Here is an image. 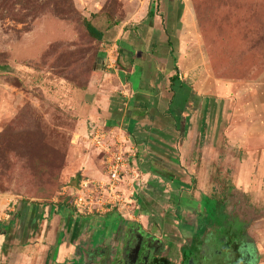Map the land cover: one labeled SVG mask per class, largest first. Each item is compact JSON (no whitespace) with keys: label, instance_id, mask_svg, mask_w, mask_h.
<instances>
[{"label":"rangeland","instance_id":"rangeland-1","mask_svg":"<svg viewBox=\"0 0 264 264\" xmlns=\"http://www.w3.org/2000/svg\"><path fill=\"white\" fill-rule=\"evenodd\" d=\"M217 81L235 89L205 98ZM251 91H264V0H0V226L48 222L73 249L116 214L176 250L213 219L206 198L264 238V168L241 167L224 134ZM131 108L148 115L127 121ZM121 149L120 203L77 214L76 187L105 184Z\"/></svg>","mask_w":264,"mask_h":264},{"label":"flooded vegetation","instance_id":"flooded-vegetation-1","mask_svg":"<svg viewBox=\"0 0 264 264\" xmlns=\"http://www.w3.org/2000/svg\"><path fill=\"white\" fill-rule=\"evenodd\" d=\"M225 217L207 215L189 224L184 244L175 250L158 230L108 215L105 222L103 218L92 225L84 244H77V264H252L261 253L248 226L242 219Z\"/></svg>","mask_w":264,"mask_h":264},{"label":"crops","instance_id":"crops-1","mask_svg":"<svg viewBox=\"0 0 264 264\" xmlns=\"http://www.w3.org/2000/svg\"><path fill=\"white\" fill-rule=\"evenodd\" d=\"M212 86H209L210 89H208L209 87L202 89L205 98L214 95L215 98L225 99L232 93V89H235L234 86H229L224 81H217ZM250 94V97L245 96L243 101L241 100L243 105L240 109L242 110H239L227 121L224 134L232 138L238 145L237 151L241 153V167L248 169L250 166L260 169L261 167L264 168V91L260 94L257 93V95L251 91ZM260 183L262 184L260 190L264 191V176ZM256 197L258 200L264 199L259 197V193ZM18 216L15 217L18 218ZM14 221L10 222L9 225L0 226V264H51V262L48 263V258L52 248L55 250L53 254L54 264H77V244L72 249L73 246L68 244L69 236L66 238V233L58 235L59 228L58 231H54L47 222L37 230V225L32 221L29 226L18 225ZM67 231L65 229L63 232ZM24 233L27 241L23 244L21 238H23ZM34 235H36L37 245L31 246L29 241ZM250 235L256 238L257 248L264 256V238L259 237L257 230ZM38 256H43L44 259L36 258ZM32 257L37 260H33Z\"/></svg>","mask_w":264,"mask_h":264},{"label":"built area","instance_id":"built-area-1","mask_svg":"<svg viewBox=\"0 0 264 264\" xmlns=\"http://www.w3.org/2000/svg\"><path fill=\"white\" fill-rule=\"evenodd\" d=\"M131 157V156H130ZM129 156L121 149L106 161L108 181L104 183H84L76 187L73 198L74 210L79 215L101 213L105 209L120 203V195L116 188L125 179L127 174V160ZM113 207V208H114Z\"/></svg>","mask_w":264,"mask_h":264},{"label":"trees","instance_id":"trees-1","mask_svg":"<svg viewBox=\"0 0 264 264\" xmlns=\"http://www.w3.org/2000/svg\"><path fill=\"white\" fill-rule=\"evenodd\" d=\"M154 14H155L154 10L152 9L150 11L149 15H150V17H154ZM86 29L88 31V34L92 38H94L95 40L100 41V42H102L104 40V33L101 32L100 30H98L95 26H93L92 23L87 22L86 23ZM174 79H176V78H174ZM134 107L137 110L140 109V108L145 109V110L148 109V107L145 104H143V103H137V105H134ZM133 109L131 108L130 111L133 110ZM131 113H136V114L138 113V117H142V118H144V117H146L148 115V112H146V111H142V112H140V111L139 112L131 111L130 112V117L128 119H126L127 121H130V122L132 121L131 118L134 116V114H131ZM130 125H131V127H134L135 124L134 123H132V124L130 123ZM204 200L209 205V209L211 208V211H212V214H213V218L215 220H218L219 217H222L223 215L225 216L224 211H223V207L219 206L217 201H215V200H206V198ZM211 203H212V206H211Z\"/></svg>","mask_w":264,"mask_h":264},{"label":"water","instance_id":"water-1","mask_svg":"<svg viewBox=\"0 0 264 264\" xmlns=\"http://www.w3.org/2000/svg\"><path fill=\"white\" fill-rule=\"evenodd\" d=\"M252 264H256V260H255L254 263H252Z\"/></svg>","mask_w":264,"mask_h":264}]
</instances>
